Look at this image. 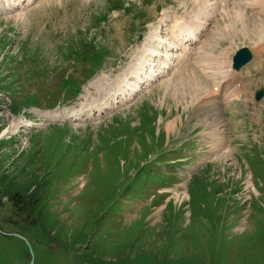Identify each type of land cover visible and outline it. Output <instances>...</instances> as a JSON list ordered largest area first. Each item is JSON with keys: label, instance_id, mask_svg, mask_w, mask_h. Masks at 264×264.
<instances>
[{"label": "rangeland", "instance_id": "rangeland-1", "mask_svg": "<svg viewBox=\"0 0 264 264\" xmlns=\"http://www.w3.org/2000/svg\"><path fill=\"white\" fill-rule=\"evenodd\" d=\"M12 2L0 0V264H264V41L241 31L257 2ZM195 20L199 41L162 70L170 48L153 37L172 43ZM242 47L253 60L230 72ZM29 182L35 221L7 191Z\"/></svg>", "mask_w": 264, "mask_h": 264}, {"label": "bare ground", "instance_id": "bare-ground-1", "mask_svg": "<svg viewBox=\"0 0 264 264\" xmlns=\"http://www.w3.org/2000/svg\"><path fill=\"white\" fill-rule=\"evenodd\" d=\"M13 2H12V5L13 6H16L17 4H15V1H17V0H12ZM30 1V0H29ZM197 1H200L199 3H201V2H204L205 0H197ZM211 1V0H210ZM232 1V2H231ZM251 1H253V3H256L257 2V4L259 5V6H256V7H250V8H247V10H254V12H253V15L252 16H254V19H249L248 21H247V24H245V23H243L242 24V26H243V29H241V31L243 32V34L244 35H246V36H249V35H251V34H254V35H258V36H260L261 38H262V40L264 41V0H220V2H221V4L222 3H224L223 5H229V3L231 2L232 3V5H230V6H239V5H246V4H249ZM6 2V1H5ZM208 3V2H207ZM206 3V4H207ZM230 3V4H231ZM6 4H9V3H7L6 2ZM10 6V9L8 8V11H12L13 10V8H11V5H9ZM260 6H262L263 8L262 9H260ZM18 7V6H17ZM5 10V9H4ZM7 10V9H6ZM15 10V9H14ZM224 11V10H223ZM223 14H224V12H223ZM197 20V19H196ZM195 20V21H196ZM189 21V22H181V23H178V24H176L175 26L177 27V29L174 31V32H172V38H173V40L174 41H172V43H167V41H169V40H167V39H159L157 36L156 37H153V39L152 40H156L157 39V42L158 41H160V44H162L161 45V48H164L165 46H167V47H169L170 49H169V51L168 50H165V52H166V54L163 56H160V58H163V61H161V64L163 65V67L161 68L162 70L163 69H165V67H167V66H171L172 65V67L174 68L175 67V69H177V67H178V64L179 63H177V64H173V63H171V62H173V59H175L176 57L178 58V60L179 59H181V60H184V59H182L183 57H185V54L183 53H181L180 55H176V53H175V51H174V49H176L177 47H178V43H181L183 46H185V49H188V46L189 45H187V48H186V42L188 43H192L196 38H197V40L199 39L198 38V36L195 34L196 33V31H198L199 30V25H200V27H205V24L206 23H201L200 21ZM195 25H197V26H195ZM247 29H252V30H254V31H247V32H245V30H247ZM179 30V31H178ZM201 41V40H200ZM191 45V44H190ZM200 45V44H199ZM149 46H147L146 48H148ZM151 49V48H150ZM191 49V48H190ZM159 51H160V45L158 44V46H157V49H154V50H152V52H151V55H153V54H155V53H157V57L159 58ZM178 51V49H176V52ZM162 52V51H161ZM163 52H164V49H163ZM164 52V53H165ZM177 53H179V52H177ZM176 55V57H174ZM187 55V54H186ZM155 56V55H154ZM153 56V57H154ZM180 57H182V58H180ZM210 57V56H209ZM144 58V57H143ZM159 58V59H160ZM185 58H187V57H185ZM209 59V58H208ZM211 59V58H210ZM185 61H187V60H185ZM211 61H213V60H211ZM178 62V61H177ZM175 63V62H174ZM183 65H184V63H183ZM148 66L149 67H151V64H150V61H149V63H148ZM180 67H182V65H179ZM206 66H208V65H206ZM152 67H153V65H152ZM146 68V65H145V62L144 61H142L140 64H139V66H138V68H135L133 71L131 70V76H137L136 78H140L141 76H140V72H143L144 71V69ZM168 68V67H167ZM206 68V67H205ZM180 69V68H179ZM179 69H177V70H179ZM209 69H210V67H209ZM151 70H152V72L154 73V71H153V69L151 68ZM170 70V69H169ZM207 70H208V68H207ZM167 71V70H166ZM212 71V70H211ZM231 71V70H230ZM146 72V71H145ZM156 72V71H155ZM210 74V73H209ZM153 77V76H152ZM127 81H128V79H123L121 82H120V89H121V91L122 92H127V89L129 90V89H133L132 87H131V85L130 84H128L127 83ZM239 83V82H238ZM151 84V83H150ZM148 85H149V83H148ZM241 85V84H240ZM150 86V85H149ZM123 87H126L127 89L125 90ZM135 87H138V86H135ZM216 89H218V88H215V90ZM238 89H240V88H238ZM134 90V89H133ZM199 91V90H198ZM220 91V90H219ZM224 91V90H223ZM223 94V93H222ZM226 96V95H225ZM225 96H223V97H225ZM129 98V97H128ZM114 102H116V101H114ZM122 103V102H121ZM111 104V103H110ZM110 104H108V101H106V102H104V106H106V105H110ZM112 109V108H111ZM104 110V109H103ZM99 111H102V108H100L99 109ZM53 114H50V113H46V117H53L52 116ZM79 120H81L80 118H79ZM168 126V125H167ZM167 130H169V131H172L173 129H174V126H171V125H169L167 128H166ZM221 143H222V141H220ZM220 146H222V145H220ZM227 152V151H226ZM249 185H251V183L249 182Z\"/></svg>", "mask_w": 264, "mask_h": 264}, {"label": "trees", "instance_id": "trees-1", "mask_svg": "<svg viewBox=\"0 0 264 264\" xmlns=\"http://www.w3.org/2000/svg\"><path fill=\"white\" fill-rule=\"evenodd\" d=\"M12 187V186H11ZM31 182L25 184L24 186L18 188H9L7 191H11L9 193L10 200L14 204L17 210L21 212H27L26 218L28 220L33 218V221L37 220L39 215L42 214V210L45 208L42 204V200L39 196H31L30 194ZM14 208V209H15ZM107 263V262H103ZM153 264H157L155 261ZM160 264V263H159ZM161 264H168V263H161Z\"/></svg>", "mask_w": 264, "mask_h": 264}, {"label": "water", "instance_id": "water-1", "mask_svg": "<svg viewBox=\"0 0 264 264\" xmlns=\"http://www.w3.org/2000/svg\"><path fill=\"white\" fill-rule=\"evenodd\" d=\"M141 36H139V40ZM252 59V53L247 49L243 48L238 51L234 58V69L239 71L243 66H245ZM264 95V90L258 91L256 94V100H260Z\"/></svg>", "mask_w": 264, "mask_h": 264}]
</instances>
